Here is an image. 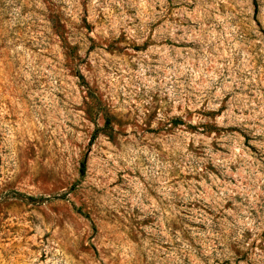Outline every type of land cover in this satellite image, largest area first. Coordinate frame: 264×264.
<instances>
[{
	"label": "rangeland",
	"instance_id": "obj_1",
	"mask_svg": "<svg viewBox=\"0 0 264 264\" xmlns=\"http://www.w3.org/2000/svg\"><path fill=\"white\" fill-rule=\"evenodd\" d=\"M0 264H264V0H0Z\"/></svg>",
	"mask_w": 264,
	"mask_h": 264
},
{
	"label": "trees",
	"instance_id": "obj_2",
	"mask_svg": "<svg viewBox=\"0 0 264 264\" xmlns=\"http://www.w3.org/2000/svg\"><path fill=\"white\" fill-rule=\"evenodd\" d=\"M82 170H83V162L81 163V166H80V171H82Z\"/></svg>",
	"mask_w": 264,
	"mask_h": 264
}]
</instances>
